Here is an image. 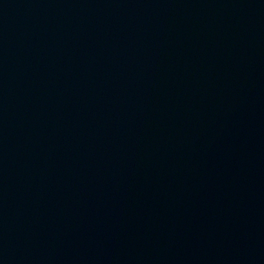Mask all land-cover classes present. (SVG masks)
I'll return each instance as SVG.
<instances>
[{
  "label": "water",
  "instance_id": "obj_1",
  "mask_svg": "<svg viewBox=\"0 0 264 264\" xmlns=\"http://www.w3.org/2000/svg\"><path fill=\"white\" fill-rule=\"evenodd\" d=\"M0 264H264V0H0Z\"/></svg>",
  "mask_w": 264,
  "mask_h": 264
}]
</instances>
